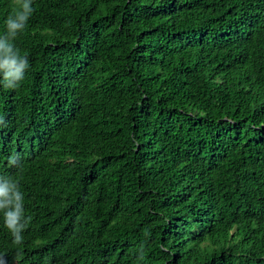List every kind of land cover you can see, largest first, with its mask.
<instances>
[{"label": "trees", "instance_id": "16d2710c", "mask_svg": "<svg viewBox=\"0 0 264 264\" xmlns=\"http://www.w3.org/2000/svg\"><path fill=\"white\" fill-rule=\"evenodd\" d=\"M0 72V264H264V0H32ZM13 0H0V37Z\"/></svg>", "mask_w": 264, "mask_h": 264}, {"label": "clouds", "instance_id": "9594fccd", "mask_svg": "<svg viewBox=\"0 0 264 264\" xmlns=\"http://www.w3.org/2000/svg\"><path fill=\"white\" fill-rule=\"evenodd\" d=\"M32 0H13L12 14L6 20L7 33L0 37V72L4 74L6 87H15L18 81L24 77V71L28 67L26 55H21L14 48L12 41L18 33L23 31L33 9ZM5 212L7 226L20 239L18 233L23 224L19 223L22 212L21 194L17 190L16 183L0 185V209H11Z\"/></svg>", "mask_w": 264, "mask_h": 264}]
</instances>
